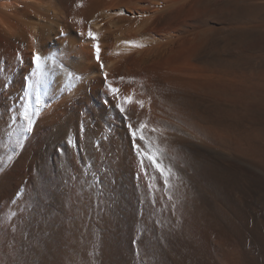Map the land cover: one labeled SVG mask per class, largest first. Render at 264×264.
Wrapping results in <instances>:
<instances>
[{"label":"bare ground","instance_id":"6f19581e","mask_svg":"<svg viewBox=\"0 0 264 264\" xmlns=\"http://www.w3.org/2000/svg\"><path fill=\"white\" fill-rule=\"evenodd\" d=\"M0 264H264V0H0Z\"/></svg>","mask_w":264,"mask_h":264},{"label":"snow or ice","instance_id":"6c2138e0","mask_svg":"<svg viewBox=\"0 0 264 264\" xmlns=\"http://www.w3.org/2000/svg\"><path fill=\"white\" fill-rule=\"evenodd\" d=\"M89 35L91 36L92 34L91 33H89ZM93 39H95V37H93ZM99 51V49L97 48V52ZM35 59H36V61L37 62H39V60H40V56L39 55H37L36 57H35ZM129 103H131V101H129ZM153 163H156V161L153 159V161H152ZM159 165L157 164V167H158Z\"/></svg>","mask_w":264,"mask_h":264}]
</instances>
